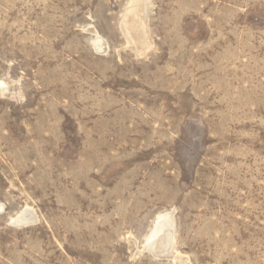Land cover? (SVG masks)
<instances>
[{"label":"rangeland","instance_id":"obj_1","mask_svg":"<svg viewBox=\"0 0 264 264\" xmlns=\"http://www.w3.org/2000/svg\"><path fill=\"white\" fill-rule=\"evenodd\" d=\"M130 2L0 0V264H264V0Z\"/></svg>","mask_w":264,"mask_h":264},{"label":"bare ground","instance_id":"obj_2","mask_svg":"<svg viewBox=\"0 0 264 264\" xmlns=\"http://www.w3.org/2000/svg\"><path fill=\"white\" fill-rule=\"evenodd\" d=\"M149 8H150V0H131L129 6L126 9L125 16L123 18V30H124V32L121 31V32L125 33L126 37L128 38L127 40H129V42H136V40L141 44H145L147 42L146 35H145L146 32L143 29L142 20L144 21L145 17L148 16L147 13H148ZM133 47H135V45ZM137 47H139V46H137ZM142 57H144V56H142ZM26 211H27V209H26ZM25 214H27V213H25ZM22 218H23V216H22ZM26 220H27V218H26ZM173 229H174V223H173V218H172L171 214H163V215L159 216L156 220V224H155L153 232L151 233V235L147 239V244L145 245V247L148 248L149 250L154 251L156 254V253H158V251H160L159 249H161V248L158 249L159 244L161 243L159 241L164 240L166 237L167 238L166 242L169 244V247H168V249L166 248V250L161 251V252L164 253V255H165V253L172 254V246H173V239H174ZM167 256L168 255H166V257ZM162 257H163V255H162ZM174 257H175V255H174Z\"/></svg>","mask_w":264,"mask_h":264}]
</instances>
